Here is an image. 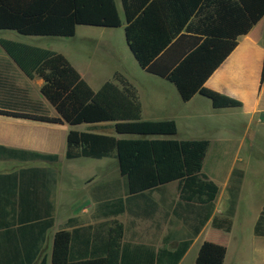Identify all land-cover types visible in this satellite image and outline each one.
Instances as JSON below:
<instances>
[{
  "label": "crops",
  "instance_id": "obj_1",
  "mask_svg": "<svg viewBox=\"0 0 264 264\" xmlns=\"http://www.w3.org/2000/svg\"><path fill=\"white\" fill-rule=\"evenodd\" d=\"M116 3L123 20L121 0ZM122 27H126L125 19ZM36 38L24 41L14 31H0V41L58 52L42 44L49 39ZM58 53L95 92L116 73L126 77L138 91L144 121L176 122L175 136L151 138L188 141L178 138L181 124L212 126L216 119L224 136L218 151L207 140L210 147L203 173L219 193L206 212L198 202L181 199L179 182L130 194L115 153L103 159L69 160L72 130L134 137L117 135L112 123L70 126L15 116L60 117L42 94L44 80L26 75L0 44V111L10 113L0 114V264H53L54 239L61 231L80 230L70 246L76 257L90 258L94 250L102 255L104 245L98 241L107 238L114 223L124 228L126 264L147 263V251L139 248L156 254L175 251L188 239L193 242L179 264H196L205 242L226 248L223 264H264V236L255 234L264 208V17L238 38L237 47L205 83L206 88L241 102V108L215 109L199 94L184 102L174 84L144 71L131 51L130 60L134 58L140 75L118 63L109 74L98 76L70 53ZM252 142L260 146L255 156ZM232 202L231 231L215 229L213 219L225 216ZM203 222L200 233L194 235Z\"/></svg>",
  "mask_w": 264,
  "mask_h": 264
},
{
  "label": "trees",
  "instance_id": "obj_2",
  "mask_svg": "<svg viewBox=\"0 0 264 264\" xmlns=\"http://www.w3.org/2000/svg\"><path fill=\"white\" fill-rule=\"evenodd\" d=\"M121 3L126 42L144 71L174 84L184 102L199 94L210 100L215 109L242 107L241 102L206 88L205 83L237 47L238 38L248 34L264 17V0ZM78 26L122 27L116 0H0V31L68 38L76 35ZM0 44L26 75L44 80L42 94L60 117L15 116L70 126L112 123L117 135L134 137L119 139L72 130L68 135L69 160L103 159L115 153L130 194L179 182L182 200L196 201L206 212L212 208L219 188L203 173L209 141L151 138L175 136L176 122L144 121L137 89L119 73L95 92L64 55L3 40ZM234 211L232 202L225 216L213 219V227L230 232ZM204 224L198 225L193 234L198 235ZM78 233L80 230L55 235L53 264H126L129 257L122 243L121 224L114 223L107 238L98 241L104 245V253L96 255L94 250L90 258L72 253L70 246ZM255 234L264 236V208ZM192 242L188 239L175 251L161 250L158 254L149 248L139 249L147 251L146 264H179ZM225 256L224 246L205 242L196 264H223Z\"/></svg>",
  "mask_w": 264,
  "mask_h": 264
},
{
  "label": "rangeland",
  "instance_id": "obj_3",
  "mask_svg": "<svg viewBox=\"0 0 264 264\" xmlns=\"http://www.w3.org/2000/svg\"><path fill=\"white\" fill-rule=\"evenodd\" d=\"M14 33L19 35L24 41L36 38L20 35L15 31ZM38 38L49 39L42 44L54 48L58 52L70 53L73 57L85 62L86 68L89 69L91 74L98 76L109 74L112 69L118 67V63H122L131 74L140 75L139 67L134 58L130 60L131 53L127 48L125 29L123 27L112 29L78 26L74 37H37L36 39ZM215 120H213L212 126L205 125L204 127H202L203 124H197V122L194 123L197 124L196 126L188 125V123L181 124L178 138L181 140H212L214 143L213 151H218L221 148L219 142L223 140L224 135L219 122H215ZM251 137L252 135L249 137L248 142H251ZM250 145L252 154L254 156L257 155L260 150L258 143L252 142ZM216 166H221V161H218Z\"/></svg>",
  "mask_w": 264,
  "mask_h": 264
}]
</instances>
